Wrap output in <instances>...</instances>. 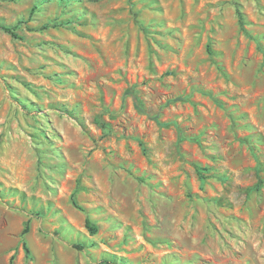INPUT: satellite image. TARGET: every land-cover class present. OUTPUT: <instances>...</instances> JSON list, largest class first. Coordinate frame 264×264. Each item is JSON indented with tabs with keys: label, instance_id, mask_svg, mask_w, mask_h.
Listing matches in <instances>:
<instances>
[{
	"label": "rangeland",
	"instance_id": "obj_1",
	"mask_svg": "<svg viewBox=\"0 0 264 264\" xmlns=\"http://www.w3.org/2000/svg\"><path fill=\"white\" fill-rule=\"evenodd\" d=\"M0 264H264V0H0Z\"/></svg>",
	"mask_w": 264,
	"mask_h": 264
},
{
	"label": "trees",
	"instance_id": "obj_2",
	"mask_svg": "<svg viewBox=\"0 0 264 264\" xmlns=\"http://www.w3.org/2000/svg\"><path fill=\"white\" fill-rule=\"evenodd\" d=\"M125 96H129V97H131V98L133 99L134 104H135V108H136L140 113H144V112H145L144 109L142 108L141 104L139 103L138 98L135 96V94L133 93L132 90H127L126 93H125ZM99 124H100L102 127H104L103 123H101L100 121H99ZM197 170H198V172L200 173V169L198 168ZM86 227L88 228V230H89L91 233H95V232H96V227L93 226L92 224H90V222H89L88 220H87V222H86ZM26 231H27V226H26L25 229H24V232H26Z\"/></svg>",
	"mask_w": 264,
	"mask_h": 264
}]
</instances>
